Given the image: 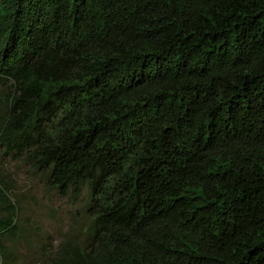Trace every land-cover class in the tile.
Segmentation results:
<instances>
[{
  "label": "trees",
  "instance_id": "trees-1",
  "mask_svg": "<svg viewBox=\"0 0 264 264\" xmlns=\"http://www.w3.org/2000/svg\"><path fill=\"white\" fill-rule=\"evenodd\" d=\"M0 102V146L89 193L51 264H264V0H0ZM18 219L0 177V264Z\"/></svg>",
  "mask_w": 264,
  "mask_h": 264
},
{
  "label": "rangeland",
  "instance_id": "rangeland-1",
  "mask_svg": "<svg viewBox=\"0 0 264 264\" xmlns=\"http://www.w3.org/2000/svg\"><path fill=\"white\" fill-rule=\"evenodd\" d=\"M4 107L0 102V113ZM0 177L19 208L18 227L2 237L8 252L5 264H51L63 242L92 245L89 193L67 194L53 188L48 170L32 166L26 154L0 146Z\"/></svg>",
  "mask_w": 264,
  "mask_h": 264
}]
</instances>
